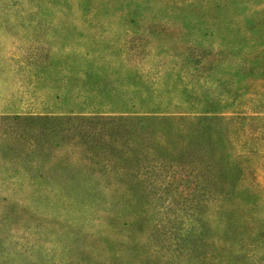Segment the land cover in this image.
<instances>
[{
  "label": "rangeland",
  "instance_id": "1",
  "mask_svg": "<svg viewBox=\"0 0 264 264\" xmlns=\"http://www.w3.org/2000/svg\"><path fill=\"white\" fill-rule=\"evenodd\" d=\"M0 264H264V0H0Z\"/></svg>",
  "mask_w": 264,
  "mask_h": 264
},
{
  "label": "trees",
  "instance_id": "2",
  "mask_svg": "<svg viewBox=\"0 0 264 264\" xmlns=\"http://www.w3.org/2000/svg\"><path fill=\"white\" fill-rule=\"evenodd\" d=\"M146 115L147 114L145 115L137 114L135 116H130L133 118L129 117L127 119H135L138 121H147L149 119L171 121V116L169 117L166 115H162V116L159 115L146 116ZM45 118L55 119L54 117H50V118L45 117ZM208 118H203V119L206 120ZM213 118L221 121L220 124L223 128L228 126V122H227L228 118L226 116L220 115L215 112ZM222 154L226 156V160L225 162L221 161L220 158L217 160L219 164H221L222 166L224 165L217 172L216 171L212 172V165H211L212 163L210 162V159L207 161V164L205 166L206 172L203 173L202 175L205 176V193L208 202H210L211 200H215L216 202L220 203L221 206L223 205L232 206V204H234V202L238 199L237 181H239L241 178L242 169L239 167L237 161L232 157V155H228L225 151H222ZM118 176H119L118 173H114L115 178H117ZM115 181L121 183L120 185H116L114 189L116 193L120 194L126 182H123L118 178L115 179ZM116 257L117 258L119 257L118 253L116 254Z\"/></svg>",
  "mask_w": 264,
  "mask_h": 264
}]
</instances>
